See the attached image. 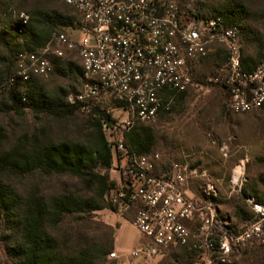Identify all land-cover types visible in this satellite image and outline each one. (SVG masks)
Wrapping results in <instances>:
<instances>
[{"label": "built area", "instance_id": "obj_1", "mask_svg": "<svg viewBox=\"0 0 264 264\" xmlns=\"http://www.w3.org/2000/svg\"><path fill=\"white\" fill-rule=\"evenodd\" d=\"M185 0H64L80 17L78 28L54 34L36 53L19 56L17 76L46 78L51 60L75 53L81 66L79 90L65 98L69 106L92 115L101 109V131L112 153L117 189L105 200L119 214L136 209L133 225L146 243L144 260L183 248L196 254L194 264H240L243 248L264 242V204L245 200L251 219L234 229L221 219L214 187L200 200L187 194L191 179L206 177L186 162H169L158 153L132 152L125 143L136 125H150L171 111L175 97L202 89H222L225 109L234 115L264 114V59L253 71L242 70L238 30L219 18H196L182 8ZM22 23L26 17L21 14ZM223 46L225 63L217 76L196 80L197 68L212 47ZM234 172L231 188L239 185ZM117 260L115 252L109 255Z\"/></svg>", "mask_w": 264, "mask_h": 264}, {"label": "trees", "instance_id": "obj_2", "mask_svg": "<svg viewBox=\"0 0 264 264\" xmlns=\"http://www.w3.org/2000/svg\"><path fill=\"white\" fill-rule=\"evenodd\" d=\"M58 1L66 12L37 7L28 9L22 4L14 6V0H0V113H13L22 118L29 111L34 116L61 119L78 112L76 107L66 104L67 91H47L42 86V77L31 76L23 81L16 75L20 55L36 53L54 34L65 33L81 25L79 15L66 6L64 0ZM248 3L246 0H215L213 6L203 12L193 10L186 2L181 4L196 18H219L225 26L238 30L242 70L245 72L253 71L264 59V36L255 28L258 21ZM21 14L26 17L24 24ZM251 47L255 48L254 55H245L244 50ZM213 55L218 61V74L225 63V55ZM51 64L50 76H72L80 85V63L75 67L61 58L51 60ZM188 94L176 95L171 111L156 121L170 116ZM103 119L101 109L88 115L89 132L85 143L37 138L20 141L9 151L0 152V227L3 228L0 242L9 264H107V257L114 250L115 232L119 225L112 227L92 221L97 212H118L105 200L106 195L116 191L117 184L109 180L112 153L101 131ZM2 139L0 133V142ZM125 143L135 154L153 153L155 136L152 128L145 124L136 125L125 134ZM6 174L19 178L34 174L68 177L76 179L81 189L49 196L36 191L19 193L2 178ZM242 195L245 200L253 197L264 204L263 200L244 190ZM135 212L136 209L132 208L121 215L132 224ZM235 215L237 219L246 220L242 210ZM221 219L229 221L222 214ZM195 257L194 252L175 248L160 257L162 260L158 264H194ZM240 264H264V242L243 248Z\"/></svg>", "mask_w": 264, "mask_h": 264}, {"label": "rangeland", "instance_id": "obj_3", "mask_svg": "<svg viewBox=\"0 0 264 264\" xmlns=\"http://www.w3.org/2000/svg\"><path fill=\"white\" fill-rule=\"evenodd\" d=\"M246 1L249 2L248 5L258 21L255 28L261 36H264V0ZM184 2L190 4L193 10L203 12L213 6L215 0ZM19 4L28 9L37 7L66 12L65 7L58 0H14V6ZM254 52L253 47L244 50V54L248 56L254 55ZM63 54L66 62L79 67L75 53L63 50ZM213 54L224 56L223 46L214 45L208 59L198 66V80L217 76L218 61ZM75 67H73L74 73ZM77 80L72 76L65 78L49 75L43 78L41 83L47 91L58 89L67 91V97L79 90ZM224 104L225 95L222 89L216 86L204 83L202 89L190 91L186 100L177 105L170 116L150 124L155 136V145L151 152L160 154L166 161H180L183 156H188V161L196 163L192 168H198L199 173L207 170L211 182L220 189L222 215L237 229L251 219V212L242 190L264 201V114L234 115L225 110ZM87 119L88 115L79 111L72 117L61 119L34 116L29 111L22 118L13 113H0V133L3 136L0 152L9 151L20 141L27 142L37 138L55 142L85 143L89 132ZM233 172L234 177L238 174L240 176L239 185L234 186V191L229 184ZM2 178L19 193L36 191L49 196L81 189L76 179L62 176L34 174L19 178L13 174H6ZM117 179V173L109 172L110 181ZM238 210L245 212V221L236 218L235 213ZM92 221L112 227L119 225L115 232L113 250L118 259L112 260L108 256L107 264H158L162 260L159 257L144 260L141 253L137 257L131 256L132 252L143 250L146 239L118 212L109 210L97 212ZM2 233L3 228L0 227V234ZM0 264H9L1 242Z\"/></svg>", "mask_w": 264, "mask_h": 264}, {"label": "crops", "instance_id": "obj_4", "mask_svg": "<svg viewBox=\"0 0 264 264\" xmlns=\"http://www.w3.org/2000/svg\"><path fill=\"white\" fill-rule=\"evenodd\" d=\"M226 110V109H225ZM187 159L188 156H183V158L179 159L180 161H169V162H186L187 164H189V166L192 168L193 166L196 165L195 162L188 161ZM192 165V166H191ZM198 167V166H197ZM196 168V167H195ZM198 169V168H197ZM202 172L205 173L206 177H201V178H196V179H191L188 183V187H187V194L189 197L193 198V199H197L200 200L203 197V190L205 188V186L207 184H210L214 187L216 193H217V198H216V203L219 209L220 214H222L221 212V208H220V200H221V195H220V189L211 182L209 175L207 174V170H203ZM218 182V181H217ZM234 191V190H233ZM229 224H231V226L234 227V224L229 220L227 221ZM115 248V246H114Z\"/></svg>", "mask_w": 264, "mask_h": 264}]
</instances>
